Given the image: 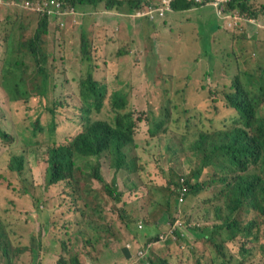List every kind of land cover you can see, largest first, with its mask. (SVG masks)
Instances as JSON below:
<instances>
[{
    "label": "rangeland",
    "instance_id": "1",
    "mask_svg": "<svg viewBox=\"0 0 264 264\" xmlns=\"http://www.w3.org/2000/svg\"><path fill=\"white\" fill-rule=\"evenodd\" d=\"M114 1L123 4L111 9L107 8L105 2L78 3V8L72 7V4L65 7L62 15L56 17L62 24L61 29L57 30V23L54 22L49 25V33L43 37L39 50L42 47L47 56L45 69L49 71L50 84L46 95L48 105L55 107L57 114L56 144L67 145L81 133L82 127L73 121V117H79V109L83 106L79 84L89 67L92 68L95 82L106 85L108 89L107 96L102 99L104 107L93 119L113 120L110 97L114 92L123 91L128 97V110L122 113H131L136 121L142 119L140 127L146 130L148 113H156L165 103L166 95L171 97L172 103L168 107L172 113L170 123L177 125L174 131L168 135L159 134L161 137L156 140L157 143L139 136L140 145L131 147L129 155L134 163L149 161L155 167L171 166L175 172L177 159L182 160L186 153H178L170 146L180 150V146L186 143L184 139L181 141V136L190 139L197 129L215 130L232 125L236 113L226 108L222 99L223 91L228 90L232 80L229 75L238 69L252 74V78L264 79V0L248 1L251 10L260 14L257 22L260 29L248 35L245 30L235 29L232 20L219 16L207 2L197 11L165 17L172 12L171 0H134L140 1L139 8L131 7V0ZM7 4L0 7V120L16 138L11 139L10 143L0 138V216L13 249L11 263L134 264L132 257L118 256L117 253L121 246L131 245L132 255L137 246L145 245L140 234V227L144 225L168 222V216H175L179 223L189 222L200 228L217 225L212 212L206 208L183 211V206L190 207L186 199L181 202L178 200L177 208L176 199H173L172 214L167 215L165 201L163 205L156 203L162 200L165 193V188L156 186V183L161 182L157 171L152 175L141 173L140 169L133 175V172L126 174L121 171L116 182L122 194L120 202L113 206L108 198H101L99 207L96 204L92 206L94 213L91 212V219H84L80 214L83 201L67 195L71 190L79 197L82 194L88 196L79 191L78 186H67V182H61L45 188V166L36 164L45 161L44 150L35 148L33 143H47L50 138L47 128L34 137L33 123L39 115L43 122L47 117L50 119V114H40L35 110L41 99L35 91V85L40 84V79L36 77L39 64L29 50L21 46L34 35L39 17L44 12L40 7L15 4L14 0H9ZM155 4L165 6L160 12L162 16L155 15L154 19H149L144 14L146 9L142 12V7ZM12 6L16 7L14 11ZM140 9L137 16L136 12ZM164 17L166 23L162 20ZM172 17L175 19L174 24ZM181 18V22L176 21ZM213 36L216 37L215 41ZM84 37L92 58L90 63L81 59ZM125 50L132 52V56ZM221 50L223 54L234 51L235 56L220 59L211 66L205 52ZM20 56L23 57L26 71L13 65L15 83H20L15 92H29L27 102L24 97L20 100L11 99L14 92L1 85L6 81L7 71H11L12 64ZM22 78L24 82L21 83ZM161 83L169 85L170 91ZM159 85L161 90L168 91L164 96L159 92ZM57 99L67 102L57 106ZM20 141L29 148L25 162L28 181L10 174L7 168V163L20 157L23 151ZM146 174L148 177H145ZM111 176L112 173L109 178ZM142 177L145 183L152 185L153 192H146V184L140 182ZM170 178L174 180L175 174H171ZM134 180L137 186L132 184ZM157 180L160 182H155ZM97 185L93 183L92 187ZM97 191L101 192V189ZM215 193L213 189L202 194L199 203L211 199ZM237 218L241 223L237 238L223 245L221 253H217L210 243L194 240L189 250L191 264H260L257 241L252 240L253 236L247 238L242 227L255 221L251 230L254 235L258 227L257 216L252 211H241ZM96 235L104 239L96 241ZM109 241L111 243L106 246ZM167 243L150 245L148 255L151 254L155 261L161 257L167 258L169 264H174L169 255L181 248L169 249ZM242 252L244 257L241 256ZM141 262L145 263L146 258ZM0 264L8 262L0 256Z\"/></svg>",
    "mask_w": 264,
    "mask_h": 264
},
{
    "label": "trees",
    "instance_id": "2",
    "mask_svg": "<svg viewBox=\"0 0 264 264\" xmlns=\"http://www.w3.org/2000/svg\"><path fill=\"white\" fill-rule=\"evenodd\" d=\"M24 1L43 3L46 0ZM62 1L65 7L72 4V7L76 8L80 6L78 3L97 4L105 2L109 9L123 4V2L114 0ZM248 1L230 0L219 7L213 3V0H171L170 8L172 12H169L165 17L175 13L188 14L189 12L197 11L206 5L204 2H207L216 9L218 15L222 18L233 19V16H228L229 14L226 13L238 11L243 18L256 19L258 14L251 10L252 8L248 6ZM6 2L7 0H3V4H6ZM129 4L131 7L136 8L141 5L140 1L134 0H131ZM149 7L158 9L154 5H149ZM149 7H147V11L151 10ZM58 16H60L59 13ZM165 17L162 20L166 23ZM39 18L38 28H36L34 35L22 46L30 50L32 58L39 64L36 77L40 79V84L38 86L35 85V91L41 99L35 110L40 114H50V119L47 117V120L43 122L39 115L38 119L33 123L34 137L37 136L38 132H43L44 128H47L50 138L47 143L39 141L33 143L35 148L44 150L45 161L36 164L41 167L45 166V188L58 185L61 182H67V186H78L79 191L84 192L88 196L84 197L82 194V197H79L71 190L67 195L83 201L80 214L82 218L86 219L91 216L94 204L97 207L100 206L101 198H108L110 205L113 206L120 202L122 194L119 192L120 186L116 183L119 171H122V169L128 171L140 169L141 173L145 172L149 175L157 171L161 182L164 183L165 193L162 195V200H158L156 203L163 205V201H165L168 208L167 215L172 214L173 206L171 201L173 199H176L175 208H177V197L180 196V192L184 188L183 198L190 202V207L183 206V211L189 212L196 207L206 208L212 212L213 220L218 224L213 225L211 228H200L196 224L189 222L181 221L179 223L178 218H175V216H168V222L160 221L157 225L153 223L140 228L141 238H144L145 245L168 242L167 245H170L169 249L181 248L180 251L178 250L179 252L169 255L174 264H191L189 250H191L190 247L195 242L194 240L210 243L216 248L217 253H221L223 245L231 243L237 238L241 224L237 218L238 214L241 211H252L256 214L258 220L256 233L253 235L251 231L255 221H250L242 227L246 232L247 238L253 236L252 240L257 241L260 264H264V79L252 78V74L241 72L238 69L229 75L232 80L228 90L223 91L222 99L225 102L224 106L233 109L236 113L232 125L215 130L197 129L191 134L190 139H187L185 135L181 136V141L184 139L186 143L180 146V150H175V147L170 146L178 153H186L182 160L177 159L174 172L171 166L162 168L159 165L155 167L149 161L139 164L134 163L129 155L131 147H137L136 138H139V136L147 138L161 133L168 135L174 131L177 125L174 126L170 123L172 113L168 107L172 103L171 97L169 98V95H166L165 103L156 113H148V119L145 122L147 130H143L140 127L142 119L139 118L136 121L132 118L133 115L131 113H122L123 110H128V97L123 91L114 92L110 97L113 120L93 119L104 107L102 99L107 96L108 89L106 85L95 82L92 76V68L88 67L85 77L79 84L83 106L79 109V117H73V121L81 125V133L67 145H57L54 138L57 132V114H55V107L51 108L48 105V96L46 95L50 84L48 79L49 71L45 69L47 56L44 54L42 47L40 50L39 47L40 45L42 46L43 37L49 33V25L56 22V29L60 30L62 24L57 21L55 15H47L45 12L41 13ZM171 20L172 24H174L175 19L172 17ZM182 20L183 18L176 21L181 22ZM212 39L215 41L216 37L213 36ZM81 50L83 62L90 63L92 58L88 52L85 37L83 38ZM125 52L129 56L133 54L128 50H125ZM205 53L210 59L211 66L220 59H230L235 56L234 51H227L224 54L223 50L220 52L206 51ZM22 58L20 56L12 64L11 71H7L5 75L6 81L2 82L1 85L14 92L10 96L11 99L20 100L24 97L26 98L25 102H27L29 92H15L20 83H15L16 71L13 65L25 72V64ZM211 68L213 69V67ZM258 76L260 77L259 72ZM186 78L188 80L189 76L187 75ZM20 81L22 83L24 79L22 78ZM162 85L170 91L169 85ZM159 87V92L164 96L165 92L168 91L161 90L162 87L160 85ZM181 90V92L184 91L183 88ZM179 96L181 102H183L181 94ZM66 102L65 100H56L57 106H63ZM7 118L6 116V122L9 124ZM0 125V138L3 141L10 143L11 139L16 138L3 125V120H0ZM169 129L173 130L169 131ZM17 137L22 139L20 136ZM20 145L23 150L20 157H15L8 162L7 168L10 174H15L20 178L24 177L25 181H28L25 162L29 148L27 145L22 144V141H20ZM173 159L176 160V158ZM29 161L30 159L28 158ZM202 172L204 176H202ZM111 173L112 176L109 178ZM136 173L134 172L133 174ZM171 174H175L174 180L170 178ZM79 177L82 178L79 179ZM140 182L143 183V177ZM93 183L98 185L92 187ZM133 183L136 186L138 185L135 180L132 181ZM81 185L82 187H80ZM97 189H101V192H98ZM213 189L216 190L215 195L211 199H205L202 203H199V197ZM91 193H94V196H91ZM3 226L0 216V256L6 259L8 264H12L11 252H13V249L6 237ZM127 227L130 228L128 224ZM138 228L137 231L139 230ZM84 230H80V232ZM223 232L225 235H223ZM103 239L101 235L95 236L96 241ZM110 243L111 241L106 242V246H109ZM117 255L130 258L131 250L127 245L126 247L121 246ZM241 256H245L244 252L241 253ZM134 264H169V262L167 258L161 257L155 261L150 254L147 256L145 263L135 261Z\"/></svg>",
    "mask_w": 264,
    "mask_h": 264
},
{
    "label": "clouds",
    "instance_id": "3",
    "mask_svg": "<svg viewBox=\"0 0 264 264\" xmlns=\"http://www.w3.org/2000/svg\"><path fill=\"white\" fill-rule=\"evenodd\" d=\"M2 2L0 3V6L3 4V0H1ZM61 2H62V4H61V8H60V16H61V13L63 12V10H64V8H65V5H64V2L62 1V0H60ZM228 1H230V0H220V2L217 4V6H221L222 4H224V3H226V2H228ZM27 1H24V3H22V5L25 7V3H26ZM30 2H33V1H30ZM215 2V0H213V3ZM34 3V2H33ZM38 3V2H37ZM154 6H156V7H159V6H161V5H157V4H155ZM147 7H149V5L148 6H143L142 7V12H143V9L145 10ZM140 12H141V9L139 10V11H137L136 12V15L138 16L139 14H140ZM145 12V11H144ZM226 14H229L228 16H233V19H230V21L233 23V27L235 28V29H238V30H245V33L248 35V34H252V33H254L255 31H257V30H259L260 29V26L257 24V22L259 21V18H260V14H258V16H257V18L256 19H247V18H243V17H241L240 16V14L238 13V11H234V12H229V13H226ZM57 17H59V16H57ZM253 27L254 29L251 31V33H249V27ZM242 34V33H241ZM21 46H22V44H21ZM25 48H27V47H25ZM28 49V48H27ZM29 53H30V50H29ZM31 55V54H30ZM81 59H82V57H81ZM57 125V124H56ZM147 130V129H146ZM56 134H57V132H56ZM56 134L54 135V138L56 137ZM159 137H161V136H159V134L158 135H155L154 137H151V136H149V137H147V140L148 141H150L151 143H157L156 142V140L159 138ZM54 143V142H53ZM136 143H137V145H140L139 144V142H138V139L136 138ZM169 148V147H168ZM122 171H125L126 172V174H130V173H134L136 170L135 169H131L130 171H128V170H126V169H122ZM120 172L121 171H119V174H120ZM132 173V174H133ZM118 174V175H119ZM117 175V176H118ZM145 177H148V175L146 174L145 175ZM155 182H160V181H155ZM143 183L144 184H146V187H145V189L147 190L146 192L147 193H151V191L152 190H154L153 189V187H152V185H148L147 183H145L144 182V179H143ZM156 186H158V187H164V183L163 182H160V184H157L156 183ZM153 192V191H152ZM184 193H185V189L183 188L182 190H181V192H180V196L179 197H177L178 198V200H179V202H181V201H183L184 200V198H183V196H184ZM141 228V227H140ZM223 235H225L224 234V232H223ZM127 247L128 248H132L131 247V245L130 246H128L127 245ZM150 251V244H148V245H144V246H137L136 247V251L134 252V253H132V255H131V257H132V259L134 260V261H140L141 262V260H143V259H145V258H147V256H148V252Z\"/></svg>",
    "mask_w": 264,
    "mask_h": 264
},
{
    "label": "built area",
    "instance_id": "4",
    "mask_svg": "<svg viewBox=\"0 0 264 264\" xmlns=\"http://www.w3.org/2000/svg\"><path fill=\"white\" fill-rule=\"evenodd\" d=\"M2 1L0 0V3ZM220 2V0H215L214 4L217 5ZM61 4L62 2L60 0H48V1H44L43 3H33L30 1H27L25 3V6H32V7H40L43 12L47 13V15H55L56 17L58 16V13H60V8H61ZM150 8V7H149ZM165 8V6L163 4H161V6L158 7V9H151L144 12V14L147 16V18L149 19H154L155 15H160L162 16V14H160L161 9ZM168 8H169V4H168Z\"/></svg>",
    "mask_w": 264,
    "mask_h": 264
},
{
    "label": "crops",
    "instance_id": "5",
    "mask_svg": "<svg viewBox=\"0 0 264 264\" xmlns=\"http://www.w3.org/2000/svg\"><path fill=\"white\" fill-rule=\"evenodd\" d=\"M20 1V2H19ZM9 2V0H7V2H6V4H2L0 7H2V6H4V5H8L7 3ZM19 2V3H18ZM24 2V0H14V3L15 4H22ZM12 10L14 11V9L16 8V7H14V6H12ZM11 10V11H12ZM254 28L253 27H249V33H251V31L253 30ZM180 51H178L177 53H179ZM171 94V93H170Z\"/></svg>",
    "mask_w": 264,
    "mask_h": 264
}]
</instances>
